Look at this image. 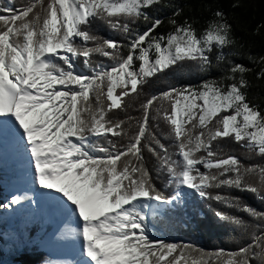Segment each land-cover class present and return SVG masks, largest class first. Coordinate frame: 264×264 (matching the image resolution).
Wrapping results in <instances>:
<instances>
[{"label": "trees", "instance_id": "obj_1", "mask_svg": "<svg viewBox=\"0 0 264 264\" xmlns=\"http://www.w3.org/2000/svg\"><path fill=\"white\" fill-rule=\"evenodd\" d=\"M53 8L54 0H0V60L15 61L25 50L28 34L33 48H42L37 57L48 54L46 74L65 71L66 61L56 54L65 29L59 27L48 45L44 37ZM215 23L223 27V39L209 40L201 56H185L142 73L145 61L148 68L156 67V47L167 51L182 30L201 35ZM79 31L69 42L75 66H114L117 73L123 67L128 80L114 89L116 106L103 80L87 96L78 97L72 134L87 139L84 150L96 154L85 161L84 177L91 189L105 192L113 187V203L140 196L157 200L156 211L144 219L153 237L136 240L128 235L125 241L136 264H264V150L234 134L215 136L208 149L193 147L191 133L208 140L211 132H222L218 115L211 120L215 125L205 130L192 124L185 135H177L171 122L174 99L183 89L199 92L208 84H223L225 90L235 89L249 114L252 136L261 138L264 0H154L137 14L96 11ZM186 157L195 162L193 188L177 194ZM203 157L228 158L233 166L228 169L225 162L204 169ZM2 191L0 186V196ZM38 228L37 222L31 225L28 235ZM10 258L18 264H38L48 254L32 245Z\"/></svg>", "mask_w": 264, "mask_h": 264}, {"label": "rangeland", "instance_id": "obj_2", "mask_svg": "<svg viewBox=\"0 0 264 264\" xmlns=\"http://www.w3.org/2000/svg\"><path fill=\"white\" fill-rule=\"evenodd\" d=\"M152 1L154 0H54V8L52 9L50 18L45 25L46 30L44 37L47 39L48 45L59 27H63L65 29V39L59 46L60 48L56 50V54L60 58H64L66 61V70L56 76L46 74L44 65L46 64L48 54L44 53V57L38 59L37 53L42 48H33L31 38L28 34H25L24 36L26 41L25 50L15 56V61L13 60L12 64L7 66L0 62V83L10 80L7 78V72L9 70L16 72L23 66L31 70L34 69L35 66L38 67L40 77L36 80H42V76L46 77V80H43V84L51 87L50 93L44 94L31 92L27 95L29 98L33 97L40 99V102L37 105H34V107L40 105L41 108L38 109L39 112H34L31 115L35 121L39 118L47 116L45 113L46 111L52 110V113L59 114L61 107L63 108V106L67 105V109L70 108V111L67 114L62 113L59 115V118L55 121V128L53 129H50L47 123V128H41V130L36 125H29L27 129L20 133L19 129L15 127L10 115H7L0 122V186L3 189L0 196V251L4 253V255L0 257V264H18L10 258L11 253L18 254L26 246L32 245H37L41 251L48 254V258L38 264H47L46 261H49L51 255L42 247V244L44 242L43 240L50 234V231L47 235H42L44 227L52 225L53 228L51 231H53L58 225L64 224L63 226H66L67 224L65 223L68 222L70 226L72 225L71 227L74 226L71 221L73 215L71 211L66 210V204L60 200H56L55 196H49L45 193V198L48 200L51 199L47 204H45V214L40 213V217L36 218L34 217L35 215L32 216L31 213H29L28 218L25 220L16 218V215L12 214L13 216L11 217L13 218V221L10 225L16 224L15 222L18 221L20 224L19 234L15 233V230L13 229L10 231L6 229L5 223L8 221V217L4 215L3 208L6 204L9 205V192L12 188H16L15 181H18L19 176L22 174L18 173L19 170L16 166L12 168L10 172H4V167H7L9 162L14 165L13 161L16 156L12 157V152L10 153V151L13 150V148H16L17 144L18 146L21 145L23 136H32L31 133L38 131L40 136L34 137L35 141L38 143L39 148L37 149L45 153L46 151H51V149L47 147L49 145L51 146L54 141L58 142L57 138H60L63 145H61V147L56 146L52 152H55L60 148L61 153L63 152L62 154L64 156L62 157L63 161H61V166L59 168H55V173L51 178H49V180H58V182L61 183L71 179L73 181L71 191L79 194H86L90 191H95L96 196L89 199L87 204L97 201L100 205H105L107 203L109 206L113 207L114 204L111 203L109 199L113 187H110L105 192H101L97 189H91L86 183L84 177L86 171L85 161L87 158L89 159L94 157L95 152L91 150H84V146L88 144L87 139H78L72 135L75 115L74 106L76 99L81 95L87 96L90 90L97 84L98 80L106 81L109 84L107 95L111 105L116 106L118 104V98L114 93V89L118 86L124 87L128 80L124 76L123 67L117 70L118 73L114 70V66L107 65H100L94 69H89L88 67V70L86 68V70L78 69L74 64L76 58L73 54L69 53V42L72 39L79 37L80 25L86 18L94 14L96 11L103 10L107 13L126 12L137 14L141 11L142 7ZM138 38H140V36ZM216 39H223V27L217 23L211 25V27L201 35L193 31L182 30L178 35L171 39L172 46L167 51H162L159 47H156V54L158 57L156 67L148 68L145 56H142V59L145 61L142 73H153L158 69H163L170 62L185 56H201L202 52L206 48V43H208L209 40L211 41ZM134 43L135 41L132 43V46ZM5 48L8 49V46ZM44 50L47 52L48 48L46 47ZM44 50H42V52ZM236 69L241 70L239 66ZM6 88L9 90L10 87L7 86ZM56 95H59L57 97L59 101L58 105L54 108V105L51 103L56 101ZM18 96L19 94H16V100L12 108H16V103L20 101ZM21 104L27 103L23 102L17 104V106ZM6 112L8 113L9 111L7 110ZM14 113H16L15 109L12 116ZM215 115L223 118L222 132H211V135L207 138L208 140L191 133L192 137L190 139L191 142L189 143L192 144L193 147L196 146V148H201L204 146L205 149H208L210 147V141L215 136H227L229 134H234L238 139L254 141L260 150H264V133L260 139H254L250 130L251 121L249 119V114H247L244 106L239 104L236 98L235 89L229 87L225 90L223 84H208L199 92L193 91L190 88L183 89L178 93L177 98L174 99L171 122L175 126V130L178 133L177 135H185L188 128H193L192 124H198L199 128H205V130L208 125H215V123H212ZM194 120H196L195 123L193 122ZM206 132L209 133L208 131ZM98 134L100 135L101 133ZM180 153L181 155H184L185 150ZM108 157L113 158L114 156L110 153ZM45 158L42 162H40V168L53 164V162H50L48 158ZM188 160L189 158L186 157L185 162ZM227 160L228 158L224 160H217L214 161L216 164L210 165L209 163L212 161L203 157L201 165L204 169H208L210 167L220 166L226 162L228 169H231L233 164ZM190 162L192 163L190 167L194 166L195 162L192 160H190ZM192 168L190 169V173ZM22 169L25 171L24 174H27V177L24 179V183H32L33 176L31 175V168L25 165ZM12 176H16L15 180H12ZM205 182L206 181H202L203 184H205ZM189 189L191 188H185V190ZM68 193H70V191ZM153 204L154 203L150 199L144 196L136 197L128 202H125V200L119 201L118 204H115L121 206L120 209L112 215V221H115V223L112 224L114 232L110 235L109 243H111L115 250H117V264H136V261L133 258V252H131L130 248H128L125 243L127 240H125V237L126 234H128L130 238L140 240L142 239L141 237L150 236L149 232L146 228H144L143 223L144 218L148 214H153V211H156V209L152 206ZM9 213L11 214V211ZM63 216L65 217L64 220L61 219ZM36 222L39 224V230L32 236H29L28 229ZM69 234L72 236V231L67 233V237H71ZM75 264H77V261Z\"/></svg>", "mask_w": 264, "mask_h": 264}, {"label": "bare ground", "instance_id": "obj_3", "mask_svg": "<svg viewBox=\"0 0 264 264\" xmlns=\"http://www.w3.org/2000/svg\"><path fill=\"white\" fill-rule=\"evenodd\" d=\"M38 77H40V71L37 66L32 70L23 66L16 72L11 70L7 72V78L10 80L0 83V122L7 115H10L20 133L27 129L29 125H36L41 130V128H47V123L48 127L53 129L59 115L62 113L67 114L70 111V108L67 109V105H65L60 108L59 114H54L51 110L46 111L47 116L39 118L37 121H35L33 116L31 117L34 112H39L40 105L35 107L34 105H37L40 99L29 98L27 95L31 92L44 94L51 92V87L43 84V80H46V77L42 76V80H36ZM7 86L10 87L9 90L6 88ZM16 94H19L18 98L20 101L16 103V108H12L16 100ZM58 96H55L56 101L52 102L51 100L54 108L58 105ZM23 102L27 104L17 106V104ZM14 109L16 113L12 116ZM7 110L9 111L8 113L6 112ZM31 134L32 136H23L21 145L18 146L17 144L16 148L10 151V153L12 152V157L16 156L13 161L14 165L9 162L7 167H4V172H10L16 166L19 170L18 173L22 174L19 176V180L15 181L16 188H12L9 192V205L6 204L3 208L4 215L8 217V221L5 223L6 229L8 231L13 229L15 233L19 234V222L16 221V224L10 225L13 221L12 214L22 220L27 219L29 213L32 216L35 215L34 217L36 218L40 217V213L45 214V204L51 200L45 198V193H47L49 196H55L56 200L66 204V210L71 211L73 215L71 221L74 226L71 227L72 225L70 226L68 222L65 223L67 224L66 226H63L64 224L58 225L53 231L50 230V234L43 240L42 244V247L51 255V258L46 263L75 264L77 261V264H117L118 253L113 245L109 243V238L114 232L112 224L115 221H112V215L120 209L121 205L114 204L111 207L107 203L100 205L97 201L87 204L89 199L96 196L95 191H90L86 194L75 193L71 191V185H73L71 179L61 183L58 180L50 181L49 178L54 175L55 168L61 166L62 157H64L60 148L55 152L52 151L56 146L61 147L63 143L60 138H57L58 142L54 141L51 146L47 147L51 151H46L45 153L37 149L39 148L38 143L34 138L40 136V133L37 131ZM44 158H48L53 164L40 168V162ZM25 165L31 168L32 183H24L27 174H24L25 171H23L22 167ZM15 177L12 176V180H15ZM187 182V180H184L182 185L186 186ZM67 191H70V193ZM10 211L11 214L9 213ZM69 231H72V236L70 235L71 233L69 234L71 237H67Z\"/></svg>", "mask_w": 264, "mask_h": 264}, {"label": "water", "instance_id": "obj_4", "mask_svg": "<svg viewBox=\"0 0 264 264\" xmlns=\"http://www.w3.org/2000/svg\"><path fill=\"white\" fill-rule=\"evenodd\" d=\"M209 164H210V165H214V164H216V162L212 161V162H210Z\"/></svg>", "mask_w": 264, "mask_h": 264}]
</instances>
